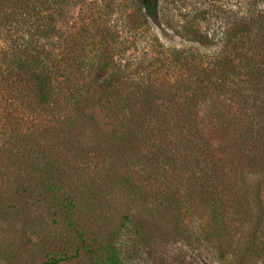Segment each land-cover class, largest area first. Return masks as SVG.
Wrapping results in <instances>:
<instances>
[{"label": "trees", "instance_id": "obj_1", "mask_svg": "<svg viewBox=\"0 0 264 264\" xmlns=\"http://www.w3.org/2000/svg\"><path fill=\"white\" fill-rule=\"evenodd\" d=\"M157 1L0 0V264L75 258L90 247L75 212L105 189L126 223L161 194L176 222L206 214L219 264H264V0L182 14L174 32L206 59L148 43Z\"/></svg>", "mask_w": 264, "mask_h": 264}, {"label": "rangeland", "instance_id": "obj_2", "mask_svg": "<svg viewBox=\"0 0 264 264\" xmlns=\"http://www.w3.org/2000/svg\"><path fill=\"white\" fill-rule=\"evenodd\" d=\"M206 1L158 0L156 15L154 10L149 12L150 15L147 14L149 31L145 36L148 38V43H152L153 38H155L165 49L179 48L195 53L196 48L181 40L173 30L177 28L176 25L181 23L182 14L193 13L195 8H209L210 5L212 9L246 16L252 15L257 10L256 7H262L261 4L258 6L254 0H209L211 3ZM165 18L171 20L170 27L164 24ZM217 21L216 19L210 20V24L215 26L212 30H208L210 35L217 33L216 29L220 27ZM197 23L201 26L203 20L199 19ZM145 36H140L138 40H145ZM139 44L140 42L138 43V50L129 51L127 54L137 57L140 49L145 47ZM157 46L159 45L157 44ZM149 47L144 51H149V54L154 53L151 46ZM196 50L202 59H206L213 52L209 48ZM90 112L104 129L110 127L111 122L105 111L96 107ZM156 188L157 185L152 187V191H155ZM107 191L109 192L105 189L100 199H94L93 203L90 199L89 204H87L88 207L85 206L84 209L75 212V221L87 230L86 238L90 247H79V253L75 258L61 264L105 263L107 249L104 245H108V241H114L117 252L113 255H117L120 264H219L206 241L199 239V230L200 232L203 230L206 214L202 216L203 219L201 218V220L183 207V216L180 217L182 221L176 222L174 221L176 213L167 209L168 204L164 202L160 194L155 199L152 197L147 199L145 210L140 209L141 206L133 209V221L130 224L123 220V214L126 211L121 201L116 196L110 197ZM261 198L264 208V189ZM153 208L157 213L150 214L147 209ZM114 234L116 239H110ZM94 238L97 240L94 241ZM69 249V255H73L74 247H69ZM36 264L42 263L36 262Z\"/></svg>", "mask_w": 264, "mask_h": 264}]
</instances>
